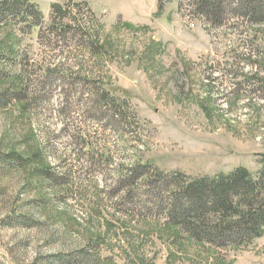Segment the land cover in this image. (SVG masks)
Wrapping results in <instances>:
<instances>
[{
  "label": "rangeland",
  "instance_id": "rangeland-1",
  "mask_svg": "<svg viewBox=\"0 0 264 264\" xmlns=\"http://www.w3.org/2000/svg\"><path fill=\"white\" fill-rule=\"evenodd\" d=\"M263 166L264 22L212 24L193 0H0V264H264V235L196 242L150 183Z\"/></svg>",
  "mask_w": 264,
  "mask_h": 264
},
{
  "label": "trees",
  "instance_id": "trees-1",
  "mask_svg": "<svg viewBox=\"0 0 264 264\" xmlns=\"http://www.w3.org/2000/svg\"><path fill=\"white\" fill-rule=\"evenodd\" d=\"M235 1L226 9L224 0H193V7L212 24L219 23L229 11L245 17L251 25L264 22V0ZM51 9L53 16L65 17L60 6L52 5ZM28 11L38 20L42 19L32 4L28 5ZM53 16L51 23L55 21ZM109 112L111 119L124 122L125 117L120 116L116 108L108 109ZM145 167L134 171L139 170L137 175L131 176L132 186L137 176L144 175ZM156 176L150 179L152 188L164 187L169 194L164 208L168 224L181 229L190 239L220 247H239L264 235V166L258 177L245 169L190 180L180 174L172 181L161 172Z\"/></svg>",
  "mask_w": 264,
  "mask_h": 264
}]
</instances>
